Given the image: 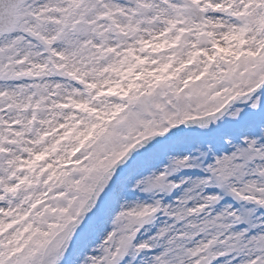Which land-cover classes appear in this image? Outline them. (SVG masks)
Returning <instances> with one entry per match:
<instances>
[{
	"label": "snow or ice",
	"instance_id": "6c2138e0",
	"mask_svg": "<svg viewBox=\"0 0 264 264\" xmlns=\"http://www.w3.org/2000/svg\"><path fill=\"white\" fill-rule=\"evenodd\" d=\"M0 264H264V0H0Z\"/></svg>",
	"mask_w": 264,
	"mask_h": 264
}]
</instances>
